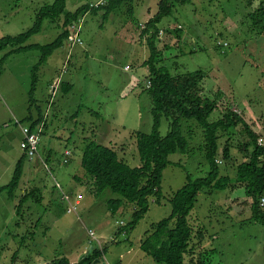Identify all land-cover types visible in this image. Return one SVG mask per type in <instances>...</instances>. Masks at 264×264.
Listing matches in <instances>:
<instances>
[{"label":"rangeland","instance_id":"obj_1","mask_svg":"<svg viewBox=\"0 0 264 264\" xmlns=\"http://www.w3.org/2000/svg\"><path fill=\"white\" fill-rule=\"evenodd\" d=\"M52 1L0 0V38L28 30L40 7ZM106 1L67 0L65 7L74 11L86 3ZM158 1L125 0L106 17H101L103 9L87 11L79 21L82 42L72 47L67 42L68 46L53 51L37 70L32 94V70L39 51L11 52L15 46L0 50V187L11 180L23 154L19 125H29L28 117L34 119L38 114L47 122L38 155L24 159L13 195L0 191V264H44L61 255L76 262L93 242L106 247L103 259L107 264H125L131 256L135 264H163L146 255L140 242L151 224L169 215L168 198L185 183V175L196 178L208 171L204 151L196 147L168 156L170 163L161 174L160 202L150 198L143 218L123 234L117 233L118 227L131 220L135 205L125 201L109 210L108 201L120 196L110 189L98 195L88 193L89 180L80 165L83 142L94 137L114 148L130 166L140 164L132 133H148L152 128L151 100L145 89L149 70L143 64L149 50L146 36L140 33L142 24L157 11ZM256 5L255 0L251 4L248 0L174 2L172 11L157 24L155 45L162 52L159 65L169 71L206 73L201 82L203 93L216 97L219 106L209 121L219 119L227 106L262 137L264 146V24L252 18ZM56 19H45L41 31L20 45L52 41L63 22L62 15ZM126 65L130 68L125 69ZM60 80L71 83V90L64 93ZM188 127L193 132L189 141L199 143L203 139L199 125L193 122ZM168 129L169 119L162 116L160 134ZM222 132L218 158L227 138L230 158L223 159L219 169L233 178L237 163L246 156L239 144L248 138L240 123ZM35 187L40 200L29 198L17 213L19 198ZM244 191L239 186L205 188L187 217L190 224L204 230L203 248H215L212 264H264V225L252 219L250 208H225L217 200L242 195V201ZM63 194L72 200L80 195L75 211H66Z\"/></svg>","mask_w":264,"mask_h":264},{"label":"trees","instance_id":"obj_2","mask_svg":"<svg viewBox=\"0 0 264 264\" xmlns=\"http://www.w3.org/2000/svg\"><path fill=\"white\" fill-rule=\"evenodd\" d=\"M66 1L53 0L49 4L43 5L38 10L32 27L15 36L0 38V50L7 46H15L11 52L26 49L39 51V59L32 70L31 94L36 87V73L39 67L47 61L54 50L63 45L68 46L67 40L72 24L79 22L89 10L96 12L103 9L101 17H106L107 14L117 10L125 0H107L105 4L101 2L94 5L86 3L74 11L66 10ZM190 1L159 0L157 11L145 22L140 33L141 36H146L145 42L149 50L148 58L143 64L147 65L149 70L148 82L150 85L145 89L151 100L152 116L150 132L136 130L132 133L140 164L130 166L123 158L119 157L114 148L103 144L97 137L84 140L80 158V165L84 172L83 177H87L86 179L89 180L88 193L98 195L105 189L117 193L120 198L113 197L108 201V208L111 211L121 207L125 201L135 205L131 220L123 228L117 230V233L123 234L132 230L143 218L149 208L150 198H153L155 203L160 202L162 197L161 174L166 165L170 163L168 156L177 151L183 153L189 149H196V147H200L204 151V159L209 167L208 171L204 176L196 178H192L189 174L185 175V183L168 198L169 215L151 224V229L147 230L146 237L140 242L139 247L146 255H149L154 262L163 264H212L211 257L216 252L215 248H203L204 230L190 224L187 218L197 201L198 194L205 188L214 190L226 187H243L246 197L250 199L248 203L252 219L264 225V204H260L261 198H264V164L262 161L264 146L259 144V138L262 137L257 136L250 126L227 106L219 119L208 120L209 115L219 106L216 97L203 93L204 84L201 82L206 77L204 71L173 73L165 66L159 65L163 58L162 52L155 45L159 32L157 24L172 11L174 2L186 4ZM248 2L251 4L252 0H248ZM255 2L257 5L252 9V18L264 24V2L256 0ZM60 15L63 19L61 31L52 41L45 44L20 45L32 34L41 31L45 19L53 22ZM60 83V89L64 93L70 91L73 86L71 83L61 82V80ZM162 116L169 119V129L165 135H161L159 132ZM28 119L30 124L27 126L30 131H37L41 127V131H39V137H41L47 126L46 118L38 114L36 118L33 119L29 116ZM193 122L201 128L203 138L195 145V142H192L193 139L189 141V136H193V132L188 125ZM238 123L243 125L244 133L248 138L246 142L239 144V148L246 152V156L244 160L237 163L235 175L231 178L229 175L221 174L222 170L219 169V163H222L223 159L230 158L229 138L221 149L220 159L218 158L220 148L218 140L224 133L222 131L228 132L229 128ZM182 130L188 134V137L183 134ZM26 158L28 157L24 153L15 164L11 180L8 184L0 187V191H8V196H12L18 187V181L23 174V162ZM75 179H79V177ZM231 180L234 183H231ZM78 182L80 183V181ZM38 192L39 188L35 187L20 197L16 212H20L21 205L29 198H33L35 201L40 200L41 197L37 196ZM232 201H236V198ZM91 246L90 252L84 253L76 262H70L67 256L61 255L45 261L44 264H91L93 259H101L99 264H107L103 259L106 247H101L96 242H93Z\"/></svg>","mask_w":264,"mask_h":264},{"label":"built area","instance_id":"obj_3","mask_svg":"<svg viewBox=\"0 0 264 264\" xmlns=\"http://www.w3.org/2000/svg\"><path fill=\"white\" fill-rule=\"evenodd\" d=\"M80 26L81 24L77 22L75 24H72V26L70 27V33L68 35L67 42L69 46L71 47L75 44L77 45V43H81V38L79 35ZM142 26L144 27L143 24ZM178 28H180V26ZM224 45H226V43H224ZM129 68H130L129 65L125 66V69H129ZM149 85L150 83L148 82L147 86ZM19 127L22 133V136H23L20 141V148L24 151V153L27 155L29 159H32L34 156H37L39 152V141H40L39 131H41V127L37 131H30V128L27 125L20 124ZM259 144L260 145L262 144V138H259ZM64 155L65 156L70 155V151L66 149L64 151ZM63 161L66 162L67 158H64ZM62 198L68 202V206L66 208L67 212L75 211L76 205L79 204L80 199H81L80 195L79 196L77 195V197L74 200H72L70 197L65 196L64 194L62 195ZM260 204L261 205L264 204V198H261ZM88 232H89V235L93 237L94 240H96L93 231L89 230Z\"/></svg>","mask_w":264,"mask_h":264},{"label":"crops","instance_id":"obj_4","mask_svg":"<svg viewBox=\"0 0 264 264\" xmlns=\"http://www.w3.org/2000/svg\"><path fill=\"white\" fill-rule=\"evenodd\" d=\"M257 1H259V0H257ZM20 134H21V131H20ZM21 139H22V135H21ZM21 139H20V141H21ZM239 197H242V195H239V196L235 197L236 198V201H232L234 199V197L231 198L228 195H225V197H223V196L222 197H219L217 200H218V203L220 205H224L225 208H230V209H232V208H235L236 209L237 208L240 211H244L245 209H249L250 208V205H249L248 202H249L250 199L248 197H246V195H245V197L243 196L244 199L242 201H240ZM243 207H245V208L243 209ZM118 229H119V227H118ZM126 253L129 254L130 251L127 250ZM132 260H133V256L128 257L126 259V261H125V264H135V263H132L133 262ZM121 264H123V263H121ZM234 264H241V262H237V263H234Z\"/></svg>","mask_w":264,"mask_h":264},{"label":"water","instance_id":"obj_5","mask_svg":"<svg viewBox=\"0 0 264 264\" xmlns=\"http://www.w3.org/2000/svg\"><path fill=\"white\" fill-rule=\"evenodd\" d=\"M91 248H92V246L90 245V246H89V250H90ZM89 250L87 251V253L90 252ZM99 261H102V260H101V259H93L91 264H99Z\"/></svg>","mask_w":264,"mask_h":264}]
</instances>
